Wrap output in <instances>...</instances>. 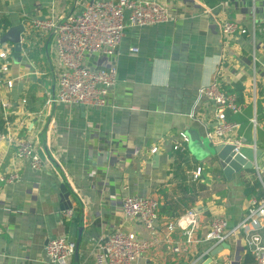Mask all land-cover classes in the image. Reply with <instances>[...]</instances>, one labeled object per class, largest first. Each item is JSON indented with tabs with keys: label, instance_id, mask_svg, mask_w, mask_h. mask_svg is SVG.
<instances>
[{
	"label": "crops",
	"instance_id": "crops-1",
	"mask_svg": "<svg viewBox=\"0 0 264 264\" xmlns=\"http://www.w3.org/2000/svg\"><path fill=\"white\" fill-rule=\"evenodd\" d=\"M91 1L0 0V20L6 17L10 26L23 23L29 29L36 18L80 12ZM159 1L170 8L173 20L126 29L112 60L117 82L103 107L46 106L57 89L51 37L33 33L32 39L27 32L18 63L9 43V76L15 82L12 88L0 87V129L2 102L8 100L21 136L34 143L42 158L48 151L54 158L37 171L17 161L15 147L0 140V175L15 166L20 174L14 182L0 181V264H51L45 253L48 241L62 235L76 241L80 231L79 261L73 258L71 264H94V247L114 230L151 237L139 220L122 212L127 195L155 197L160 207L179 205L180 215L189 208L200 212L196 245L175 252L159 241L135 264H201L221 245L206 239L211 219L222 215L235 225L253 198L264 200V0ZM225 20L247 31L224 36ZM219 68L222 86L245 87L242 112L227 117L241 124V152L254 163L231 180L214 155L201 160L188 142L190 135L207 141L215 124L214 108L199 90ZM185 153L188 163L182 161ZM198 167L203 173L195 178ZM62 184L70 193V209L61 207ZM173 219L161 216L154 235L160 238ZM172 237L175 242L184 238L178 232ZM227 242L231 248L220 249L214 262L259 264L244 239Z\"/></svg>",
	"mask_w": 264,
	"mask_h": 264
},
{
	"label": "built area",
	"instance_id": "built-area-1",
	"mask_svg": "<svg viewBox=\"0 0 264 264\" xmlns=\"http://www.w3.org/2000/svg\"><path fill=\"white\" fill-rule=\"evenodd\" d=\"M173 20L167 4L159 0H92L86 7L75 13L66 15L51 14L36 18L26 26L29 33L49 35L53 43L54 73L57 89L46 100V106L55 104L84 105L103 107L117 82V66L112 60L118 53L126 29L129 26H150ZM224 36L245 33L235 20L221 23ZM24 40V39H23ZM9 43L0 46V87L14 86V78L10 73ZM96 59V63H90ZM221 68L209 84L202 86L199 96L206 98L214 108L215 124L207 131L208 139L215 142L233 143L237 151H241L245 137L240 133L241 124L228 119L227 113L239 114L243 106L237 94L227 93L222 88ZM26 98L22 103L26 104ZM4 110V126L0 129V140L15 147V159L25 161L37 170H43L45 164L52 161L54 155L48 151L46 159L42 158L34 143L21 136V125H14L8 100L2 102ZM257 126V119H252ZM183 135V134H182ZM186 139V138H185ZM187 140V139H186ZM157 151V148H153ZM260 177L261 168L256 164ZM202 167L194 174L198 178ZM18 167L15 166L6 175H0V181L11 183L19 180ZM261 178V177H260ZM159 201L152 196L139 197L127 195L121 200V209L126 217L139 220L153 235L139 238L117 229L101 237L94 247V264H135L155 244L166 242L180 252L183 245L192 247L198 239L200 212L189 208L183 214L166 224L160 238L154 235L158 221ZM2 229L0 227V233ZM173 232L184 238L174 241ZM264 200L253 198L247 215L237 224L231 225L229 219L222 215L213 217L209 224L206 239L216 244L231 239L241 238L259 264H264ZM76 250V241L65 235L50 239L46 246V257L51 264H71Z\"/></svg>",
	"mask_w": 264,
	"mask_h": 264
},
{
	"label": "water",
	"instance_id": "water-1",
	"mask_svg": "<svg viewBox=\"0 0 264 264\" xmlns=\"http://www.w3.org/2000/svg\"><path fill=\"white\" fill-rule=\"evenodd\" d=\"M27 32L28 31L25 25L23 23H19L11 26L0 36V44L10 43L13 45V59L17 63L21 61V54L25 44L23 36L27 34ZM27 36L31 38L33 35L28 33ZM32 39H34V36ZM188 142L191 151H193L195 155L198 154L199 157H202L200 152L205 154L204 157H212L214 155L228 180L232 179L234 173H239L243 169L249 170L254 168V163L248 160L241 151H237L233 143H215L208 139L205 141L203 138L194 135H190ZM61 193L62 209L72 208V204L69 200L70 193L65 184L61 185ZM81 234L82 232L80 231L78 238L76 239V250L74 255L75 261H79ZM218 247L219 248L217 250L212 251V256L207 258L201 264H224L223 259H219L217 262H214L213 256H215L217 252L224 247L231 248V245L228 242H222Z\"/></svg>",
	"mask_w": 264,
	"mask_h": 264
},
{
	"label": "trees",
	"instance_id": "trees-1",
	"mask_svg": "<svg viewBox=\"0 0 264 264\" xmlns=\"http://www.w3.org/2000/svg\"><path fill=\"white\" fill-rule=\"evenodd\" d=\"M10 25H11V23L8 20V18H6V17L2 18L0 20V29H1L0 34L2 35L7 29H9L11 27ZM222 88L227 93L237 94V96L239 97V103H241V104L244 103V90H245V87L241 83H239V84L236 83V84H233V85H225V84H223ZM259 121L260 120L258 119V122ZM188 157H189L188 154L185 153L184 157H182V161L184 163H186V162L188 163V161H189ZM214 158L212 160H216L217 161L216 157H214ZM221 170H222V168H221ZM253 172H255V170H253ZM202 173H203V168H202ZM200 187H201L202 190L207 189V186L205 184H202V183L200 184ZM178 207H179V205H174L172 203H164L163 205H161V207H160V204H159L158 219L161 218V216L169 217V218H177L180 215V213L178 211Z\"/></svg>",
	"mask_w": 264,
	"mask_h": 264
},
{
	"label": "rangeland",
	"instance_id": "rangeland-1",
	"mask_svg": "<svg viewBox=\"0 0 264 264\" xmlns=\"http://www.w3.org/2000/svg\"><path fill=\"white\" fill-rule=\"evenodd\" d=\"M36 34H37V33H36ZM1 45H2V44H0V46H1ZM200 154H201V156H202V157H200V158H201V160H202V159L204 158V155H205V154H204V153H202V152H200Z\"/></svg>",
	"mask_w": 264,
	"mask_h": 264
}]
</instances>
